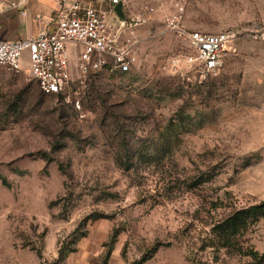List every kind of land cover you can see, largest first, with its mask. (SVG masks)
<instances>
[{
	"label": "rangeland",
	"instance_id": "obj_1",
	"mask_svg": "<svg viewBox=\"0 0 264 264\" xmlns=\"http://www.w3.org/2000/svg\"><path fill=\"white\" fill-rule=\"evenodd\" d=\"M55 8L31 0L0 16V39L35 34ZM124 11L137 41L125 75L77 77L64 98L40 97L26 63L0 70V264H264L218 249L214 233L264 201V43L239 40L202 85L175 72L192 51L168 25L261 27L264 0H127ZM245 240L264 256V220Z\"/></svg>",
	"mask_w": 264,
	"mask_h": 264
},
{
	"label": "built area",
	"instance_id": "obj_2",
	"mask_svg": "<svg viewBox=\"0 0 264 264\" xmlns=\"http://www.w3.org/2000/svg\"><path fill=\"white\" fill-rule=\"evenodd\" d=\"M30 1L0 0V16L22 12ZM126 1L99 0L95 5L86 0H56L54 18L46 21L38 16L35 34L0 39V70L21 72L26 63L43 92L66 98L77 77L105 70L129 73L137 61V41L128 37L132 23L120 19L114 10L120 3L125 10ZM168 25L179 32L192 51L171 60L175 72L185 78L184 70L188 69L198 77L199 84L219 74L242 38L264 43V25L220 33L185 31L178 24V16L169 18Z\"/></svg>",
	"mask_w": 264,
	"mask_h": 264
},
{
	"label": "trees",
	"instance_id": "obj_3",
	"mask_svg": "<svg viewBox=\"0 0 264 264\" xmlns=\"http://www.w3.org/2000/svg\"><path fill=\"white\" fill-rule=\"evenodd\" d=\"M102 72L104 73L106 72L110 74H120V75L127 74V73H119L117 71H112V70L111 71L105 70ZM214 78L208 79L201 84L204 85L208 83L210 80H213ZM40 91L42 93L40 94V97H46L47 95H55L59 97L63 96L64 98H66V96L63 94H46L41 89ZM28 101H30L29 96L25 97V99L23 100V108L27 106V104L29 103ZM93 101H95V103H98L100 101L102 112L107 114L108 108L104 98L95 95ZM119 152L120 154L117 157V161L119 162L120 166L123 167L124 170L126 171L130 170L131 156H125L124 154H122L120 150ZM136 152H137L136 154H138V151ZM143 154L146 153H142V155L139 156L138 160L141 161L144 158L145 162L150 163L151 161L150 156L144 157ZM260 220H264V201L259 204L250 206L248 208L236 210L228 218H226L224 221L220 222L215 226L214 233H215L217 248L224 249L229 254H235L243 257H250L254 261H258L259 259H261L260 257H264V256L263 255L261 256L256 249L246 245L247 241L245 240V235L249 231V229ZM85 237H86L85 234H81L77 238L79 240ZM148 258L145 260H148Z\"/></svg>",
	"mask_w": 264,
	"mask_h": 264
},
{
	"label": "water",
	"instance_id": "obj_4",
	"mask_svg": "<svg viewBox=\"0 0 264 264\" xmlns=\"http://www.w3.org/2000/svg\"><path fill=\"white\" fill-rule=\"evenodd\" d=\"M114 10L120 19H122V20L126 19V14L124 11V5L122 3L118 4Z\"/></svg>",
	"mask_w": 264,
	"mask_h": 264
}]
</instances>
